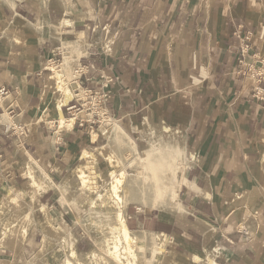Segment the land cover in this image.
Returning <instances> with one entry per match:
<instances>
[{"label": "crops", "instance_id": "1", "mask_svg": "<svg viewBox=\"0 0 264 264\" xmlns=\"http://www.w3.org/2000/svg\"><path fill=\"white\" fill-rule=\"evenodd\" d=\"M56 10L55 28L27 31L16 27V14L32 22V8L0 5V88L8 89L0 112L13 110L19 129L0 127V192L20 186L12 191L23 195L30 184L23 148L60 183L88 147L100 146L98 112L83 109L70 129L58 130L48 64L72 41L74 68L86 65L67 84L73 96L86 87L102 95L104 114L132 139L146 133L151 108L192 144L180 205L128 217V225L170 237L167 254L148 250L145 264H204L207 254L216 264H264V0H62ZM10 27L28 44H12ZM56 197L54 189L38 194L44 216ZM6 239L0 264H22L11 252L21 237Z\"/></svg>", "mask_w": 264, "mask_h": 264}, {"label": "rangeland", "instance_id": "2", "mask_svg": "<svg viewBox=\"0 0 264 264\" xmlns=\"http://www.w3.org/2000/svg\"><path fill=\"white\" fill-rule=\"evenodd\" d=\"M9 2L10 0H0V5H5L9 9L13 10L16 7H13V2H20V6L27 4L28 7L34 10L32 15L29 17L30 21L43 22L40 24H35L37 28L35 30L32 29L33 31H40L43 28L50 29V27L55 28V22L58 20V11L56 9L62 6V0H11V3ZM16 18L17 21L21 23L18 25L16 22V27L31 24L27 19L23 18L22 16H17V14ZM9 38L12 44H18L21 46H24L29 42L27 35H20L18 32H13L11 27L9 29ZM63 51V58L62 56H57L55 63L51 62L48 64V67L52 69V78L56 83L59 99L63 97V88L67 87L68 81L72 82L80 75L75 70L76 66L74 68V64H72L70 70L73 72V75H75L74 78H70L68 76H63L61 78L57 76V73L60 71L61 64L65 59V53H67L64 48ZM81 91L82 92L79 95V97L82 99L81 102L86 104L85 107L90 106L91 104H87L86 93L84 92V89L81 88ZM57 103L58 102H56V104ZM151 110V108L147 109L146 113H150ZM79 111L81 110L74 112L75 116H72V114H67L66 111V117L76 118V113ZM93 111L100 114L96 120V124H94V127L96 128L95 132L98 134H94L93 139L99 138L100 147L104 146L103 151H105L108 155L111 154L112 158L109 159L103 156H98V158L94 161L93 176L95 180L92 183V189L88 188L89 186L81 185L80 180L74 178L69 182V186L64 197L55 190L59 196V198L56 197L57 201L55 202V207H47V209L45 208L46 211L49 212V224L44 220L43 211L41 210L40 204L37 200L38 194L43 191H41V188L38 185L33 186L32 181L24 188L23 195L22 193H19V196L13 194V191L20 190V186H13L11 189H6L8 186L5 185L6 187L4 186L0 192V227L1 219L3 218H9L11 225V227H3V229L0 228V239L4 241L7 240L6 237H11L12 240H16V237H21L22 240H18L15 248L13 250L11 248L10 249L15 257L21 258L22 264H67L66 259L69 258V251L72 247H75L78 253V260L80 261L77 262V259L72 260L71 264H119V259L116 257L121 255L120 246L121 244H124L122 243L123 240L117 238L120 233L114 228V222L116 220L119 205L127 209V220L128 217L133 214L137 215V213H141L146 215L160 211H170L175 208H172L170 205H166L162 197H157L156 199L151 200L149 205H151L150 207L152 208H150L147 207L148 205L145 206L142 201L135 202L134 200L128 199L122 190H120L119 195L106 192L110 184L109 181H112V179L110 180V171L113 169V167H117L116 169L118 174L124 171V167L126 165L125 160L129 159L125 155H129L131 152L122 155L123 153L110 147L109 140H107L108 137L103 135L102 124L104 120L111 119L115 123L122 126L121 123L109 115H105L100 106H94ZM12 120L14 123L16 122L14 118H12ZM154 120L156 123H153V126H149L147 123H145L146 120L144 118L146 133L139 139H132L123 126L122 129L124 134L127 136L126 138L128 143H130V145H132L134 148L132 151L133 154H136L134 153L135 150H139L140 152L144 153L146 152V149L152 146L153 151L155 152H153V155L155 154L154 157H159V153H161L163 161L166 158L171 159L173 156H177L178 159L176 158V160L181 161L179 165L180 168L176 172V177L179 180L180 175L185 171V168L189 166L188 163L191 164V160L193 159L190 158V154L193 153L192 144L186 141L184 138V133L179 127L178 128L181 130L182 135L181 139L176 137L174 134H168L166 131H164L163 127L161 128V125H158V122L161 121L156 119V117ZM3 122L8 123V119L5 116ZM58 126V130L70 129L66 126ZM99 127L100 129H97ZM11 128H16L17 131H19L17 125L11 126ZM167 146L169 148L171 147L170 149H172L173 146L174 148L170 151ZM97 148L98 147H88L87 150L82 153L80 164H86L87 161L85 154L89 151H96ZM163 148L164 150L167 149L169 152L167 150H162ZM169 155L171 158L168 157ZM169 159H166V162H164L167 163V160ZM187 159L191 160L189 161ZM176 160L175 162H177ZM78 164L79 161L77 162L76 166ZM113 164L115 165L113 166ZM131 172H133V169L128 166L125 173L128 174ZM71 177H73V171L72 174L68 175V177L64 178L60 183L58 182V184L65 183V181ZM27 183L28 181L24 183L23 186H25ZM10 194H13V196ZM8 195H10L11 198ZM12 198H15V200H12ZM24 221H26V223H24ZM127 226L133 231L147 230L141 223L138 224L137 227H134L132 224L128 225L127 222ZM49 230H52V232ZM148 236L152 243V247H150V249L144 248L143 242L133 243L131 245L133 246V250L136 252H134L136 254V264H145V262L149 261V258L147 257L148 250H157L161 254L166 255V247L167 251L170 249L169 236L164 237V235L162 236L161 234H154L151 232H149ZM152 239L154 240L153 242ZM163 239L166 241V244L163 246L165 248L161 252L160 244L161 240ZM30 241L34 242V244L29 249ZM179 263L180 261L174 262V264Z\"/></svg>", "mask_w": 264, "mask_h": 264}, {"label": "bare ground", "instance_id": "3", "mask_svg": "<svg viewBox=\"0 0 264 264\" xmlns=\"http://www.w3.org/2000/svg\"><path fill=\"white\" fill-rule=\"evenodd\" d=\"M9 3H11V0ZM15 6H16V3L13 2V7H15ZM17 16H21V15L17 14ZM17 23H19V21H17ZM29 23H31V24H28L25 26H17V27L26 28L27 31H32V29L35 30L37 28V26L35 24H33L32 22H29ZM63 42H64V46L66 45L63 48H64V50L67 51V53H65V59L63 60V62L61 64V68H60V71L57 73V76L61 77V78L63 76H68L70 78L71 77L74 78L75 75H73V72H71V70H70V67L73 64L72 63L73 60L71 57V50H72L71 47H73L74 42H72V41H63ZM68 82H70V81H68ZM72 97H73V95L70 92V90L68 89V87L63 88V97L60 98L57 101L58 103L56 104L57 119H58L59 125L61 127L66 126V127L70 128L76 120L75 117L67 118L63 114V110H62L63 105L67 104L72 99ZM5 117L8 119V123L2 121L4 124H6L9 127L16 126V124H15L16 122L14 123L12 118L10 116H8V113H5ZM144 118L146 120L145 123H147L149 126L152 125L153 123H156V121L154 120L155 114H154L153 110H151L150 113L147 112L146 116ZM158 125H161V128L163 127L164 131H166L168 134H174L176 137H179L180 139L182 138L181 130L178 127H173L172 125H170L169 123H167L166 121H163V120L161 122H158ZM102 127H103L102 128L103 129V135L108 137L107 140H109V145L111 148H114V149L118 150L119 152L123 153L122 155H125V153L131 152V154L125 155L129 159L125 160L126 165L124 167V171H122L121 173L118 174L117 169H116L117 167H113V169L110 171V176H111L110 180L112 179V181H109L110 184H109V187L107 186L108 188H107L106 192L112 193L115 195H119L120 190H122V191H124V193H125L126 197H128V199L134 200L135 202H138V201L141 202L142 201L143 204H145V206L148 205L147 207H150L151 206V205H149L150 201L153 199H156L157 197H162L165 204L170 205L172 208L180 205L179 204V191H180V185L181 184L176 177V172L180 168L179 165H180L181 161L176 160L177 156H173L171 158L170 157V155L172 154V152H171V154L168 156L171 159L166 158L169 160H167V163H165L166 159H164V161H165L164 162L163 158L161 157V153H159L160 154L159 157L158 156L154 157L155 154L153 155L154 151H153L152 146H150L148 149H146L145 150L146 152H144V153L140 152L139 150L138 151L135 150L134 153H136V154H133L132 151L134 150V148L132 147V145H130V143H128V140L126 138L127 136L124 134L122 126L115 123L111 119H108V120L106 119L103 121ZM179 143H180V141H179ZM177 146H178V143H177ZM170 148L168 147V149H170ZM173 148H174V146H173ZM103 149H104V146L103 147L99 146L96 149V151L87 152L85 154V158H86L87 163L86 164H80L79 166L74 168L73 169V177L68 178L67 181H65V183H63V184L55 183L52 180L51 176L47 173V171L36 160H34L31 157V155L28 156L29 160L27 161L26 155H25V153H27V152L24 148L19 153V157H20V160L22 162L24 172L26 175H28L30 177L33 186L38 185L41 188V191H46L48 189H54L64 197V195L67 192L69 182L72 181V179H74V178L79 179L81 185L89 186L88 188L92 189L91 186H93L92 183L95 180V178L93 176L94 161L98 158V156H103V157H106L109 159L112 158V155L106 154V152L103 151ZM172 149H170V151ZM177 149H178V147H177ZM162 150H164V148ZM165 150H167V149H165ZM164 151H162V152H164ZM156 153H157V151H156ZM178 153H180V152H178ZM190 155H191L190 158L192 159L193 153H191ZM191 159H187V160L190 161ZM175 160L177 162H175ZM114 165L115 164H113V166ZM188 165H190V164L188 163ZM128 166H130L133 169V172L127 174L125 172H126V168ZM8 188L9 187H6V189H8ZM8 192H9V190H8ZM10 195L13 196V194H10ZM10 195H8V196L11 198ZM99 196H100V194H99ZM12 200H15V198H12ZM249 200H250L249 202H251L253 200V198L251 197V198H249ZM156 207H159V206H156ZM150 208H152V207H150ZM126 211H127L126 208H123V206L119 205L117 215H116V220L114 222V228L116 230H118V232L120 233L117 236V238H119L120 240H123L122 243H124V244L123 245L121 244V246H120L121 247V251H120L121 255L119 257L118 256L117 257L114 256V257L119 259V264H136V260H135V257H136L135 253L136 252L133 250V246H131V245L133 243L143 242L144 243L143 247L150 249V247H152V243H151V240H149V236H148L149 231H147V230L133 231V230L129 229V227L127 226V218H126L127 212ZM44 213H45L44 220L49 224L50 223L49 212H47L45 209ZM24 223H26V221H24ZM9 226L11 227L9 218L1 219V227H0L1 229H3V227L6 228ZM1 229H0V231H1ZM163 235H164V237H167L166 234H162V236ZM164 239L161 240V244H160L161 245L160 246L161 252L164 250L165 247H163V246L166 244V241ZM153 241L154 240L152 239V242ZM116 245H117V243H116ZM145 250H147V249H145ZM114 253H115V251H114ZM77 254L78 253H77L75 247H72L71 250L69 251V258L66 259V263L71 264L72 260H76V259H77V262H79L80 260H78ZM199 259H201V257L197 258V260H199ZM202 260L205 262L204 264H216L214 257L211 254H208V256L202 258Z\"/></svg>", "mask_w": 264, "mask_h": 264}, {"label": "built area", "instance_id": "4", "mask_svg": "<svg viewBox=\"0 0 264 264\" xmlns=\"http://www.w3.org/2000/svg\"><path fill=\"white\" fill-rule=\"evenodd\" d=\"M52 62L55 63L56 60H54ZM85 68H86V65L82 64L80 61H78L75 70L80 74V76H82V74L85 72ZM83 89H84V92L86 93L87 104H91V105L88 106V107H85L86 104L82 103L81 102L82 99L79 97V95L81 94L82 91H81V89H77L75 91V94H74L72 100L69 101L67 106H66L67 111H69V113L72 114V116H75V113H74L75 111L83 110V109H87V110H90V111L94 112L93 111V107L94 106H100L101 107V104L104 102L102 95H98V93H96L93 89L88 88V87L83 88ZM7 93H8V89L6 87H1L0 88V96L6 95ZM5 113H8V116L13 117L14 116V111L13 110L12 111H8V112L3 111V113L0 112V127L5 126V130L7 132H9L13 128L7 126L6 124H4L2 122L3 119H4ZM98 116H100L99 113H98ZM93 123H96V121L93 122ZM0 145H1V138H0ZM1 156H2V154L0 153V157Z\"/></svg>", "mask_w": 264, "mask_h": 264}]
</instances>
